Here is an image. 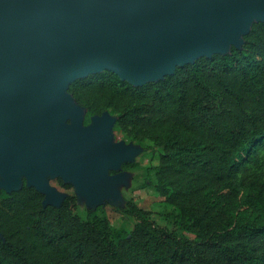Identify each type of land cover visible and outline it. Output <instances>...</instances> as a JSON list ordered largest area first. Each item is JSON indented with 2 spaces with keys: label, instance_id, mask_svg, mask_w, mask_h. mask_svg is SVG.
Instances as JSON below:
<instances>
[{
  "label": "trees",
  "instance_id": "16d2710c",
  "mask_svg": "<svg viewBox=\"0 0 264 264\" xmlns=\"http://www.w3.org/2000/svg\"><path fill=\"white\" fill-rule=\"evenodd\" d=\"M67 93L87 117L109 112L128 139L156 150L150 188L192 238L144 209L131 214L130 231L93 209L83 219L77 195L54 206L23 182L0 189V264H264V22L252 23L240 47L160 81L133 86L103 71Z\"/></svg>",
  "mask_w": 264,
  "mask_h": 264
},
{
  "label": "water",
  "instance_id": "95a60500",
  "mask_svg": "<svg viewBox=\"0 0 264 264\" xmlns=\"http://www.w3.org/2000/svg\"><path fill=\"white\" fill-rule=\"evenodd\" d=\"M254 22H264V0H0L4 185L24 168L44 194V168L86 178L117 161L103 147L106 122L61 123L76 79L109 71L133 86L157 82L240 47Z\"/></svg>",
  "mask_w": 264,
  "mask_h": 264
},
{
  "label": "rangeland",
  "instance_id": "374dc122",
  "mask_svg": "<svg viewBox=\"0 0 264 264\" xmlns=\"http://www.w3.org/2000/svg\"><path fill=\"white\" fill-rule=\"evenodd\" d=\"M240 35H242L240 33ZM63 97L70 98L68 93ZM60 100H55L54 104ZM73 111L66 115L61 123L66 127H72L75 123L76 115L83 128H91L94 121L101 119L107 123L105 140L103 147L117 159L115 163H106L99 170V175H87V177H77L76 174L68 176L63 172H55L51 168L41 170L44 182V194L47 203L58 205L67 195H77V213L83 219L87 218V210L93 209L99 218L106 219L113 227H123L130 231L135 224L131 215L135 209H144L150 212L151 219L161 228L173 231L179 235L192 238L191 235L183 233L174 223V215L168 210L161 208V199L153 195L150 188V181L157 171L158 155L151 146H140L117 128H115V118L109 112H104L100 117H87L84 109L71 103ZM118 154V155H114ZM3 151H0V165L5 163ZM130 163L120 172L121 163ZM72 173V172H71ZM264 173V168L263 172ZM56 178H61L66 183H71L73 189L63 190L57 183ZM6 173L0 169V188L7 190L17 189L23 182L33 183L24 168L20 169L18 182L15 185L5 186Z\"/></svg>",
  "mask_w": 264,
  "mask_h": 264
},
{
  "label": "bare ground",
  "instance_id": "6f19581e",
  "mask_svg": "<svg viewBox=\"0 0 264 264\" xmlns=\"http://www.w3.org/2000/svg\"><path fill=\"white\" fill-rule=\"evenodd\" d=\"M141 2H142L143 4H147V3H148V0H141Z\"/></svg>",
  "mask_w": 264,
  "mask_h": 264
},
{
  "label": "crops",
  "instance_id": "0c3cea01",
  "mask_svg": "<svg viewBox=\"0 0 264 264\" xmlns=\"http://www.w3.org/2000/svg\"><path fill=\"white\" fill-rule=\"evenodd\" d=\"M61 202H62V201H61ZM61 202H60V203H61ZM60 203H59V204H60Z\"/></svg>",
  "mask_w": 264,
  "mask_h": 264
}]
</instances>
